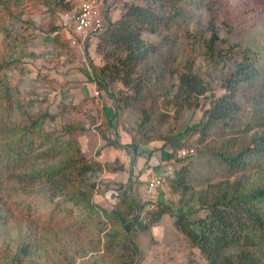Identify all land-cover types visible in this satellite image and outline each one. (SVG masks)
Segmentation results:
<instances>
[{
	"label": "rangeland",
	"instance_id": "obj_1",
	"mask_svg": "<svg viewBox=\"0 0 264 264\" xmlns=\"http://www.w3.org/2000/svg\"><path fill=\"white\" fill-rule=\"evenodd\" d=\"M81 1L25 0L21 14L4 20L12 31L6 36L4 30H0V52L14 51L12 58L5 55L11 61L7 73L12 85L19 90L18 98L24 102V109L36 117L48 113L42 123L47 133L71 139L74 141L71 151L77 153L76 149L80 148L82 154L98 158L104 164L105 168L99 169L91 179L99 189L95 200L100 215L92 216L90 224L82 230L63 224L39 223L38 227L15 224L11 233L1 234L0 243H14L31 235L39 247H35L34 241L33 258L39 264H103L97 261L111 258L103 244L112 230V226L104 222L103 209L114 206V189L131 182V193L143 206L142 217L149 226L132 234L131 239L142 254H131L129 264H209L176 223L181 213L188 212L193 218L203 215L202 205L190 200L184 190L174 189L168 183L154 192H148L146 185L167 165L185 167L189 192L218 181L234 184L240 180L251 187V183L264 177V162L241 169L231 167L217 155L234 151L248 143L253 135L264 131V4L261 5L260 0H182L178 3L181 19L176 35H171V43L164 44L159 33L143 32L144 39L158 48L147 63L161 72L162 83L153 94H142L136 104L127 109L124 120L132 127L142 111L153 109L154 125L162 139L141 145L139 155L134 156L128 148L107 146L100 132V128L105 129L114 121V110L107 93L96 95V85L89 79L94 65L103 62V56L96 49L98 37L89 39L86 45L73 46L68 31L62 26L64 13ZM125 1L135 0H108L112 7L108 12L110 21V14L113 19L122 15ZM242 59L252 63V68L251 77L236 88L237 111L203 128L199 123L207 120L210 99L228 92L227 79L234 74L235 63ZM190 60L207 91L199 100H192V107L185 108L174 104L173 96L179 75ZM255 70H258L256 75ZM113 88L119 94L125 90L120 84ZM168 88L172 90L169 94ZM92 96L100 97L103 110L92 102L82 106L84 98ZM90 115L92 120L88 119ZM20 116L16 111L11 121L19 123ZM75 120L84 121L89 128L62 134L64 126ZM185 131L187 135L180 133ZM171 135L172 141L162 147ZM110 136L115 137L111 133ZM118 137L123 145L131 140L124 130ZM184 143L195 148L193 157L178 156ZM99 150L101 153L97 154ZM175 159H179L178 164ZM161 201L169 203L172 212L152 225L147 215Z\"/></svg>",
	"mask_w": 264,
	"mask_h": 264
},
{
	"label": "trees",
	"instance_id": "obj_2",
	"mask_svg": "<svg viewBox=\"0 0 264 264\" xmlns=\"http://www.w3.org/2000/svg\"><path fill=\"white\" fill-rule=\"evenodd\" d=\"M24 1L0 0V30H4L6 36L12 29L4 20L21 14ZM181 1H125L121 17L109 21L108 28L98 36L96 49L103 56V62L99 66L94 65L89 79L95 83L99 94L106 92L113 101L114 121L105 129L100 128L107 146L128 148L134 156H138L141 145L162 139L154 125L153 109L142 111L132 127L125 124L124 115L142 94H153L162 83L161 72L147 63L158 48L144 39L143 32L159 33L164 44L171 43V35H176L182 15L178 7ZM260 4L263 5L264 0H260ZM6 54L12 58L14 51L9 54L0 52V236L3 232L11 233L10 229L15 224L28 227H38L39 223L49 226L63 224L82 230L90 224L92 216L100 215L95 200L99 189L91 179L99 169L105 168L104 164L98 158L82 154L80 148L76 149L77 153L71 151L74 142L71 139L47 133L42 123L48 113L36 117L24 109V102L18 98L19 90L12 85L7 73L11 61ZM251 66L252 63L244 59L235 63L234 74L227 79L228 92L210 99L207 120L200 122V126L207 129L212 123L231 117L237 111L239 103L234 99L237 96L235 91L251 77ZM257 73L258 70H255L254 74ZM118 84L125 89L123 94L114 90L113 85ZM206 91L204 81L195 72L190 60L186 70L179 75L174 104L192 107V100ZM170 92L172 90L168 88V94ZM97 98L100 97H85L82 106L92 102L102 107V100L97 102ZM16 111L21 114L19 123L11 121ZM91 117L88 116V119L92 120ZM88 128L84 121L75 120L64 126L62 134ZM121 130L131 137L125 145L118 137ZM187 132L180 133L187 135ZM110 133L115 137H111ZM167 138L162 147H166L173 136ZM182 145L192 147L185 146V143ZM100 153L101 150L97 151V154ZM217 155L231 167L241 169L264 162V131L256 133L248 143L234 151ZM56 159L59 160L54 161ZM175 161L177 163L179 159ZM124 166L122 164L121 168ZM175 169V174L166 176L164 183L184 190L190 200L199 202L204 209V214L197 218L185 212L176 219L190 244L200 250L209 264H264V177L251 183V187L240 180L234 184L218 181L189 192L185 167L180 165ZM164 170L155 176L162 175ZM114 196V206L103 209L105 224L112 226L104 239L103 248L111 258L100 259L97 263L129 264L131 254H142L131 239L132 234L149 225L142 217L143 206L131 193V182L129 185L120 184L114 189ZM168 212H172L171 205L161 201L147 215L150 224H156ZM25 236L14 243H0V264H39L33 258L35 240L30 238L31 235ZM35 247L39 248L36 241Z\"/></svg>",
	"mask_w": 264,
	"mask_h": 264
},
{
	"label": "built area",
	"instance_id": "obj_3",
	"mask_svg": "<svg viewBox=\"0 0 264 264\" xmlns=\"http://www.w3.org/2000/svg\"><path fill=\"white\" fill-rule=\"evenodd\" d=\"M111 8V3H108L107 0H82L77 7L66 11L62 26L68 31L70 44L83 46L89 39L96 38L103 33L110 24L108 12ZM96 95H100L98 90ZM195 151L194 147L183 146L178 150V156L181 158L193 156ZM175 170V167L170 165L162 175L151 178L146 185L148 192H154L163 185L166 176H173Z\"/></svg>",
	"mask_w": 264,
	"mask_h": 264
},
{
	"label": "crops",
	"instance_id": "obj_4",
	"mask_svg": "<svg viewBox=\"0 0 264 264\" xmlns=\"http://www.w3.org/2000/svg\"><path fill=\"white\" fill-rule=\"evenodd\" d=\"M107 1H108V0H107ZM110 16H111V18H112V19H111L112 21H116V20H118V19L121 17V14H120L118 17H116L115 19H113V17H112L111 14H110ZM99 99H100V98H99ZM100 100H101V99H100Z\"/></svg>",
	"mask_w": 264,
	"mask_h": 264
}]
</instances>
